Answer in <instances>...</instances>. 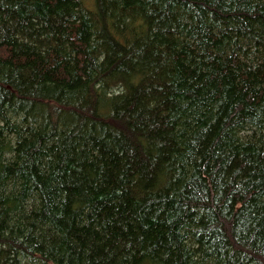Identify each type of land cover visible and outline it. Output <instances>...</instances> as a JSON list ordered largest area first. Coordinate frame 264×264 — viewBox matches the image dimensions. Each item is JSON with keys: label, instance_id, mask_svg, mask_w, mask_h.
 Instances as JSON below:
<instances>
[{"label": "trees", "instance_id": "trees-1", "mask_svg": "<svg viewBox=\"0 0 264 264\" xmlns=\"http://www.w3.org/2000/svg\"><path fill=\"white\" fill-rule=\"evenodd\" d=\"M0 264H264V0H0Z\"/></svg>", "mask_w": 264, "mask_h": 264}, {"label": "rangeland", "instance_id": "rangeland-1", "mask_svg": "<svg viewBox=\"0 0 264 264\" xmlns=\"http://www.w3.org/2000/svg\"><path fill=\"white\" fill-rule=\"evenodd\" d=\"M87 0H85V2H86Z\"/></svg>", "mask_w": 264, "mask_h": 264}]
</instances>
